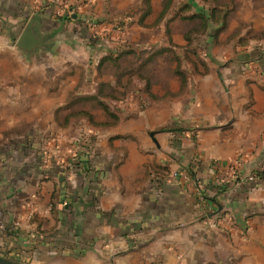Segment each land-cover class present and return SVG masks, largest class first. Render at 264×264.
Instances as JSON below:
<instances>
[{
    "label": "crops",
    "instance_id": "crops-1",
    "mask_svg": "<svg viewBox=\"0 0 264 264\" xmlns=\"http://www.w3.org/2000/svg\"><path fill=\"white\" fill-rule=\"evenodd\" d=\"M95 1V17L79 8L68 22L63 0H0V186L29 196L10 240L89 264H264V70L244 59L260 44L192 76L181 99L142 108L129 96L130 119L85 123L79 140L55 120L62 69L94 68L112 48L94 40L113 20ZM240 11L263 35L264 0ZM28 12L42 44L25 57L16 44ZM124 128L131 137L116 138Z\"/></svg>",
    "mask_w": 264,
    "mask_h": 264
},
{
    "label": "rangeland",
    "instance_id": "rangeland-1",
    "mask_svg": "<svg viewBox=\"0 0 264 264\" xmlns=\"http://www.w3.org/2000/svg\"><path fill=\"white\" fill-rule=\"evenodd\" d=\"M241 1L101 0L103 13L107 12L113 20L109 22L110 29L99 31L94 40L112 48L110 53H103L94 68L79 62L76 67L62 69L63 106L56 116V128L66 135L73 133L80 140L85 123L94 129L117 127L121 119L132 117L123 113L129 96H135L142 108L153 102L165 103L170 98L181 99L192 76L216 73L218 61L231 63L247 52L251 43L260 45L244 59L262 60L264 70V56L258 54L259 50L264 51V34L247 30L246 18L240 11ZM97 2L89 0L78 6L75 2L61 3L58 7L62 15L57 16L69 17L70 20H65L71 22L81 8V14L95 17L93 8ZM32 18V12H28L24 30ZM96 21L104 23L97 18ZM19 51L25 57L30 56ZM48 85L54 87L57 83ZM49 123L46 129L53 130L52 120ZM128 133L127 129H121L116 138H127ZM150 134L145 132L148 140ZM20 181L15 180L14 186ZM6 189L5 185L0 186V256L21 264H89L67 257L47 258L25 249L20 241L12 242V237L18 239L19 233L14 230L21 229V215L29 196L18 190L7 195ZM7 222H11L9 229L13 233L1 232V223Z\"/></svg>",
    "mask_w": 264,
    "mask_h": 264
},
{
    "label": "water",
    "instance_id": "water-1",
    "mask_svg": "<svg viewBox=\"0 0 264 264\" xmlns=\"http://www.w3.org/2000/svg\"><path fill=\"white\" fill-rule=\"evenodd\" d=\"M76 17H77L76 14L72 16L73 19H75ZM35 18L36 17L30 20L28 27L24 30V32L22 33L21 37L19 38L16 44V47L27 55L33 52L34 50H36V48L40 44H42L34 33V28L36 23ZM0 264H21V263L0 256Z\"/></svg>",
    "mask_w": 264,
    "mask_h": 264
},
{
    "label": "built area",
    "instance_id": "built-area-1",
    "mask_svg": "<svg viewBox=\"0 0 264 264\" xmlns=\"http://www.w3.org/2000/svg\"><path fill=\"white\" fill-rule=\"evenodd\" d=\"M62 3H64L65 5H67V1L65 0L64 2H62ZM60 15H62L61 13V11L60 12H58ZM90 22H91V26L94 28V27H96L97 26V24H96V22H94V21H92V20H90ZM125 24H124V27H123V29L122 30H125ZM230 170H231V172H233L234 173V175H237L238 176V172H237V170L235 169V166L234 165H230ZM175 176H177V174L175 173L174 174ZM254 178H253V176H250L249 178H248V180H250V181H252Z\"/></svg>",
    "mask_w": 264,
    "mask_h": 264
},
{
    "label": "trees",
    "instance_id": "trees-1",
    "mask_svg": "<svg viewBox=\"0 0 264 264\" xmlns=\"http://www.w3.org/2000/svg\"><path fill=\"white\" fill-rule=\"evenodd\" d=\"M65 19H69V20H70L69 17H66ZM258 54H259V57H260V55H261V57H262V56H264V51L259 50ZM258 54H257V55H258ZM261 59H262V58H261ZM257 61H258V62H259V61L261 62L262 60H257ZM258 175H261V173H258Z\"/></svg>",
    "mask_w": 264,
    "mask_h": 264
}]
</instances>
